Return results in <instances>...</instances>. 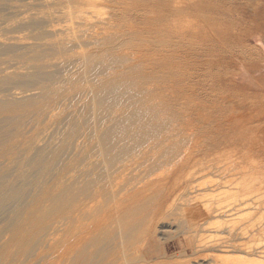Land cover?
<instances>
[{"label": "rangeland", "instance_id": "obj_1", "mask_svg": "<svg viewBox=\"0 0 264 264\" xmlns=\"http://www.w3.org/2000/svg\"><path fill=\"white\" fill-rule=\"evenodd\" d=\"M125 106L153 129L140 138L148 123L131 122L107 154ZM200 137L209 147L191 161L229 155L249 170L223 185L194 169L192 187L153 214L159 163L195 153ZM245 182L256 192L234 215L192 225L191 211L229 203ZM0 184L53 191L33 215L83 229L76 262L108 263L110 227L91 225L120 203L157 257L129 250L117 264H264V0H0ZM23 248L10 264H39Z\"/></svg>", "mask_w": 264, "mask_h": 264}, {"label": "bare ground", "instance_id": "obj_2", "mask_svg": "<svg viewBox=\"0 0 264 264\" xmlns=\"http://www.w3.org/2000/svg\"><path fill=\"white\" fill-rule=\"evenodd\" d=\"M95 1L96 0H88V3H90V5H93ZM33 79H35V77ZM137 117L141 118V116L135 115L132 109H128L126 106L124 108H121V117L120 121L118 122L117 128L118 132H111V134L109 133V135L105 137V140H103L102 143L104 151L107 154L108 152L110 154L114 149L116 142L115 140H117L118 137L120 140L123 139L124 130L132 126V124H130L131 122L133 123V125L139 124V121H135V118ZM146 123H148L149 125V130L141 134L140 138L144 136L146 137V133H149L153 129L148 118L143 121L140 120L139 125H143ZM193 144L198 148L195 153L190 154L186 152L182 157L178 159H176L177 156H174L164 162L159 163L161 167L166 166L167 168L164 171L162 170V172L160 171L161 173L156 175L151 185V189L158 188V191H160L162 194L158 203L153 207V214L162 210L164 205L166 204V199H170V197L173 196L178 190L179 192H177L175 197L180 196L184 193V188L193 183L190 178L193 176L192 171L194 169L201 170L204 167H208L210 169L219 171L220 178L224 179V181L221 180V183L223 185H231L233 182V174L231 173L230 175V172L234 170H245L249 168L247 166H242L240 164L241 162L230 157L229 155H225L224 157L221 155H217L215 158L206 160L204 162H199V160L191 161L194 155H197L200 151H204L205 148L209 147L207 145V142H205L202 137L197 138ZM123 150L124 149L115 152L114 156L121 154ZM155 166L158 165L155 164ZM186 168L187 170H184ZM229 176L231 177L230 179L227 178ZM254 181L256 180L254 179ZM249 182H245L244 184H242V187L238 190L235 187V190L237 191H232V193L228 195V197L231 199L229 203H226L224 205L217 204L213 206L211 200H207V204L203 205V207H201L199 210H196L195 212L191 211L192 214H190V218H192L191 220L189 218V220L191 221L192 225L194 227L203 225L205 223L204 221L208 219L207 217L211 216L214 212L217 214H226L230 217L234 215L235 211L238 209L237 207L244 204L246 199L247 202L249 201V198L252 199L251 195H254L256 192L254 185L250 184ZM68 188L71 189L70 192L73 189L70 187H64L62 188V191L60 190L59 196L62 197V199H64V197L68 195L67 193L66 195H64L67 190L69 191ZM160 188L162 189V191ZM146 191H148V189L138 190L137 193H129L127 195L125 194V192L122 195H119V197L121 198L126 196V199H134L135 196L142 194V192L145 193ZM49 192L52 193L53 191H47L40 184H38L37 187H29L27 186V184H0V255L2 258L0 264H10L12 263V261L14 262L17 258V255L21 254L25 249L23 248V246H26L31 252L35 253V257L37 258L39 264H54L56 262L66 261V259H72V264H84V261L85 264H89V256H86L87 259L81 262H76L77 260H79V258L76 260L75 257L76 252L79 250H77V248L79 247L78 243L81 239V235L85 234L83 232V229H80L79 231L83 232V234L81 235H79V232L77 233L73 230L62 233L61 231H64L65 228L61 227L64 230H60V224L58 225L60 221H57L58 219H52L49 223H47L49 220H47L45 217H36L33 215L34 213L41 210H38L39 206L37 204H39V202L42 203V200H46L47 197H49ZM254 198L256 197L254 196ZM116 203H118V201H116ZM120 205L121 204L118 203L117 206H114V208L111 209L110 206V211L107 212V214L101 215V217H96V220L91 225L95 230L99 228L101 229V227L103 228V226L110 227L109 230L111 231L109 236H105L107 237V239L102 240L104 242L107 241L112 243V246L107 249V255L110 254L108 255L110 257V260L108 261V263H106L117 264L118 261H128V259L126 260V256L127 251L129 250H134L135 258L137 261L145 258L153 259L157 257H153L151 251L149 250V228L144 231L146 232V235L145 233L144 235H142L141 233L138 234L137 230L134 229V224H130L127 226V221H125V218L127 219L129 216L126 214L127 212H122V209L120 210ZM120 212L122 213L119 215ZM117 215H119V217H117ZM199 220L201 222L203 221V223L199 224ZM114 223L116 224V226H114ZM223 223L224 222H221L220 219H218L217 221L208 223V227L214 226L217 227L218 230H220L222 229ZM210 224H213V226H210ZM104 229H107V227ZM234 229L235 227H230L229 229H227V233L229 235L232 234L234 232ZM61 237H63L62 239H65L62 242H60ZM79 248L81 249L82 247ZM72 251L75 252H73V254L71 255L70 253ZM87 255H89V253ZM120 259L122 260L120 261Z\"/></svg>", "mask_w": 264, "mask_h": 264}]
</instances>
